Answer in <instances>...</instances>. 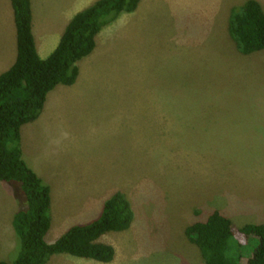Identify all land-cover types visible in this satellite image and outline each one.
Returning <instances> with one entry per match:
<instances>
[{
  "label": "rangeland",
  "instance_id": "1",
  "mask_svg": "<svg viewBox=\"0 0 264 264\" xmlns=\"http://www.w3.org/2000/svg\"><path fill=\"white\" fill-rule=\"evenodd\" d=\"M246 1L147 0L101 32L75 85L49 95L21 132L25 161L51 189L47 243L121 192L134 218L100 238L115 248L108 264H202L185 230L215 210L236 216L229 254L251 258L259 239L239 231L264 224V50L240 54L227 31L229 8ZM25 208L21 186L0 181L1 249ZM17 241L0 260L17 259Z\"/></svg>",
  "mask_w": 264,
  "mask_h": 264
},
{
  "label": "trees",
  "instance_id": "2",
  "mask_svg": "<svg viewBox=\"0 0 264 264\" xmlns=\"http://www.w3.org/2000/svg\"><path fill=\"white\" fill-rule=\"evenodd\" d=\"M142 0H99L76 14L59 45L46 59L40 58L32 32L31 0H11L16 26L17 57L14 65L0 75V181L21 186L27 208L13 217L19 254L13 262L0 264H46L57 254L111 263L116 255L112 245L100 243L102 236L124 232L133 222L130 202L121 192L109 197L98 217L69 228L56 242L46 236L51 227L50 187L27 164L21 146L25 125L41 116L49 95L59 86L71 87L80 76L79 63L94 53L97 37L125 14L136 12ZM228 32L238 52L249 56L264 50V10L256 0H247L231 11ZM203 258L202 264H264V224L245 225L239 235L257 237L259 246L250 259L229 254L234 240L233 222L215 210L185 230Z\"/></svg>",
  "mask_w": 264,
  "mask_h": 264
},
{
  "label": "crops",
  "instance_id": "3",
  "mask_svg": "<svg viewBox=\"0 0 264 264\" xmlns=\"http://www.w3.org/2000/svg\"><path fill=\"white\" fill-rule=\"evenodd\" d=\"M97 1L99 0H31L32 32L40 58H48L59 45L60 40L73 17L81 11L89 8ZM146 1L147 0H142L139 7L146 4ZM256 1L260 3L259 0ZM229 9L234 8L231 6ZM98 38L99 36L97 37V41ZM16 42V26L11 0H0V75L8 71L16 62ZM3 209L4 207L2 210ZM18 211H16L14 215ZM14 215L11 217V224ZM224 215L230 219L236 217L233 214ZM7 230L10 234H8V238L5 237V235H2V243L4 247L3 249L0 247V256L5 253V249L11 250V243L13 241L16 242V237L13 231H10L9 228H7Z\"/></svg>",
  "mask_w": 264,
  "mask_h": 264
}]
</instances>
